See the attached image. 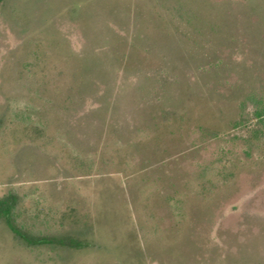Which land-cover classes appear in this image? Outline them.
<instances>
[{
  "label": "rangeland",
  "instance_id": "1",
  "mask_svg": "<svg viewBox=\"0 0 264 264\" xmlns=\"http://www.w3.org/2000/svg\"><path fill=\"white\" fill-rule=\"evenodd\" d=\"M0 200V264H264V0H0Z\"/></svg>",
  "mask_w": 264,
  "mask_h": 264
},
{
  "label": "trees",
  "instance_id": "2",
  "mask_svg": "<svg viewBox=\"0 0 264 264\" xmlns=\"http://www.w3.org/2000/svg\"><path fill=\"white\" fill-rule=\"evenodd\" d=\"M0 215H4L8 224L10 225V227L17 233L21 234L11 223V220H10V206L8 205V203L4 202L3 200H0ZM22 236L24 237V239L27 241V242H30V243H44V242H48L49 240L48 239H45V238H29L28 236H26L25 234ZM72 244H75V246L77 247H80L82 244L81 242L79 241H76V240H72L71 241Z\"/></svg>",
  "mask_w": 264,
  "mask_h": 264
}]
</instances>
